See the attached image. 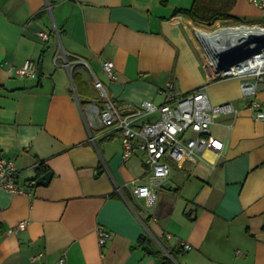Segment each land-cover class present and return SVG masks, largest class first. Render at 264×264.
I'll return each instance as SVG.
<instances>
[{
	"label": "crops",
	"instance_id": "crops-1",
	"mask_svg": "<svg viewBox=\"0 0 264 264\" xmlns=\"http://www.w3.org/2000/svg\"><path fill=\"white\" fill-rule=\"evenodd\" d=\"M193 2L0 0V153L15 158L29 190L0 188V264H55L64 254L68 264H158L159 249H174L178 264H264V119L251 105L256 99L264 111V78L246 98L239 77H214L197 41L204 28L177 11ZM232 12L264 20L251 0H237ZM28 59L38 76L15 73ZM105 60L115 63V79ZM92 71L118 104H161L204 86L213 103L239 111L211 126L221 150L169 160L151 202L126 186L149 182L145 154L124 161L119 132L90 115L89 105L102 102ZM48 171L50 182L37 183ZM99 227L112 233L103 247Z\"/></svg>",
	"mask_w": 264,
	"mask_h": 264
},
{
	"label": "built area",
	"instance_id": "built-area-1",
	"mask_svg": "<svg viewBox=\"0 0 264 264\" xmlns=\"http://www.w3.org/2000/svg\"><path fill=\"white\" fill-rule=\"evenodd\" d=\"M251 1L264 8V0ZM40 35L45 38L48 37L45 32H40ZM256 56L257 54H252L246 61L252 63L254 59L256 63L259 59V56ZM64 59V65L69 67L70 62L65 56ZM244 63H246L245 60H239L231 64L228 68L231 70L227 71L228 74L220 77H239L242 95L246 98H254L258 92V84L264 78V66L255 64V66L243 68ZM103 66L112 79L117 77L115 63L112 60H105ZM15 73L20 77H36L38 76L37 63L28 59L15 70ZM93 76L94 85L99 91L102 102L89 105L90 115L95 121L97 120L103 126L110 128L111 131L119 132L124 161L129 160L139 150L145 154L149 182L136 179L130 184L127 183L126 186L135 197H145L151 202L157 196L155 186L171 173L172 166L169 160L185 156L198 159L203 157V153L208 149L217 147L221 150L222 142L211 137V126L218 116L222 114L236 115L239 111L231 101L213 103L204 86L181 95L169 93L167 100L161 104L151 100H143L139 104H118L111 97L104 82L94 72ZM216 76L219 77L214 74V77ZM173 87V80H169L166 89L171 91ZM251 105L256 108L259 107L253 113V117L264 119V111L260 108V102L255 99ZM95 139L96 137L91 134L90 140L95 141ZM17 174L18 167L15 158L0 153V188L14 194L29 193L25 186L18 183ZM118 190L122 191L123 188L119 187ZM28 223L29 220H22L13 230H23ZM97 231L99 245L103 247L111 239L112 233L103 227H99ZM156 241L164 248L161 241L157 238ZM178 243L187 249L191 248V244L188 242L179 241ZM31 257L33 260H38L41 258V253ZM55 264H68L66 255L64 254Z\"/></svg>",
	"mask_w": 264,
	"mask_h": 264
},
{
	"label": "bare ground",
	"instance_id": "bare-ground-1",
	"mask_svg": "<svg viewBox=\"0 0 264 264\" xmlns=\"http://www.w3.org/2000/svg\"><path fill=\"white\" fill-rule=\"evenodd\" d=\"M199 40L206 46L207 61L211 73L218 76L228 74L230 69L224 66L245 60L243 68L249 66H264V28L258 27H233L223 28L215 32L197 30ZM256 51V52H255ZM252 54H257L258 61H246ZM254 56V55H253ZM237 69V66H235Z\"/></svg>",
	"mask_w": 264,
	"mask_h": 264
},
{
	"label": "trees",
	"instance_id": "trees-1",
	"mask_svg": "<svg viewBox=\"0 0 264 264\" xmlns=\"http://www.w3.org/2000/svg\"><path fill=\"white\" fill-rule=\"evenodd\" d=\"M237 0H194L192 6L188 9H179L178 12L187 14L192 20L207 26L213 25L217 20L232 24H261L264 26V20H250L232 13ZM70 60L71 58L68 57ZM143 243L150 240L144 237L140 240ZM168 254L163 249L156 250L155 253L161 257L158 264H178L175 260V250L167 249Z\"/></svg>",
	"mask_w": 264,
	"mask_h": 264
},
{
	"label": "rangeland",
	"instance_id": "rangeland-1",
	"mask_svg": "<svg viewBox=\"0 0 264 264\" xmlns=\"http://www.w3.org/2000/svg\"><path fill=\"white\" fill-rule=\"evenodd\" d=\"M233 14H235V13H233ZM196 25H198V24H196ZM242 25H244V26H242ZM199 26L204 28V29H199V30H203V31H207V32H215L217 30H220V29H223V28H227V27H230V26H234V27H244V28L254 27V26L264 27L261 24H255V25L254 24H232V23H224L222 21H220V23H218L217 25H216V23H214L211 26H207L205 24H199ZM195 38L197 39L196 36H195ZM197 41H199L198 43H199V47H200L201 52L204 53V54H202L203 60H204L203 62L208 63V61H207V55H206L207 54L206 53V46L199 39H197ZM188 133L189 134H192L191 132H188ZM124 191L126 193H128V191H127L126 188L124 189Z\"/></svg>",
	"mask_w": 264,
	"mask_h": 264
},
{
	"label": "water",
	"instance_id": "water-1",
	"mask_svg": "<svg viewBox=\"0 0 264 264\" xmlns=\"http://www.w3.org/2000/svg\"><path fill=\"white\" fill-rule=\"evenodd\" d=\"M230 66H231V64L226 65V66H224V68L222 67V69H228ZM51 178H52V171H48L44 175L40 176L37 179V183H39V184H47V183L50 182ZM168 254H170V253L168 252Z\"/></svg>",
	"mask_w": 264,
	"mask_h": 264
}]
</instances>
